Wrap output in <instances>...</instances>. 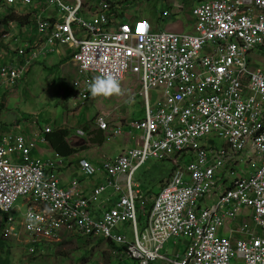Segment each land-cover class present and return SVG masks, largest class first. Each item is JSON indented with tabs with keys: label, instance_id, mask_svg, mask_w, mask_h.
<instances>
[{
	"label": "built area",
	"instance_id": "1",
	"mask_svg": "<svg viewBox=\"0 0 264 264\" xmlns=\"http://www.w3.org/2000/svg\"><path fill=\"white\" fill-rule=\"evenodd\" d=\"M2 1L30 7L35 31L18 50L17 67L0 63V85L20 82L37 58L64 46L78 71L75 99L84 103L88 85L98 77L123 82L131 76L145 107L144 117L129 122L130 146L100 164L80 160L84 177L101 181L75 177L63 183L64 156L34 155L47 141L49 125L29 135L19 130L1 136L5 237L22 239L29 252L60 242L67 233L121 243L125 236L118 226L128 223L134 241L127 250L114 251L118 258H136L139 264L165 259L164 241L184 236L192 244L184 259L169 260L172 264H264V67L252 60V54L264 58V0L196 3L194 34L153 32L125 15L118 8L121 0ZM150 89L162 90L154 105ZM97 125L113 136L123 134L121 126L109 127L104 114ZM214 135L224 145L218 146ZM245 153L258 156L257 164L250 159L253 169L246 165L239 173ZM152 158L170 161L173 169L138 231V210L146 212L149 198L134 174ZM19 197L27 211L15 219Z\"/></svg>",
	"mask_w": 264,
	"mask_h": 264
},
{
	"label": "rangeland",
	"instance_id": "2",
	"mask_svg": "<svg viewBox=\"0 0 264 264\" xmlns=\"http://www.w3.org/2000/svg\"><path fill=\"white\" fill-rule=\"evenodd\" d=\"M205 1L207 0H126L121 2L120 8L131 19L146 21L153 32L171 31L175 33L194 34L195 18L193 13H191V8L194 4ZM166 11L169 14L168 16L164 15ZM6 15H11L10 10H5L0 7V19H3ZM43 17L48 18V15L45 14ZM83 17L87 20L89 19L88 16L83 15ZM31 25H28L24 29L16 27L12 31V34L18 36L21 41L22 35L25 36L32 33L30 30ZM6 29L8 32L11 29V25H6ZM178 29L181 31H177ZM10 39L13 38L11 37ZM11 46L13 50H16L22 44L17 41L12 42ZM66 49V47L61 48V56L53 54L49 56V59H44V56H41L38 65H35L26 74V80L14 84L17 90L15 89L11 92L8 88L12 85L0 87V103L4 105L0 109V134L8 129V123L10 124L14 120L19 121L20 118L25 116L29 118L26 122L32 124L33 119L37 115V121L41 125H45L46 123H52L53 125L57 123V125H53L55 128L58 126L65 127L70 134L72 133L70 125L73 131L77 128L82 129L85 132L82 136L85 141L79 140L78 144L80 145L77 147L80 149L98 147L99 154L94 157L96 160L101 159L104 151H107L109 155L113 154L115 156L121 151V147L125 143L122 141L123 136L126 135L125 129L122 135L113 137L108 132H99L95 119L98 113L102 112L103 106L105 108H112L117 104L116 100L117 97H120V89L118 94L95 97L91 95L90 99L85 102V108L82 113L75 115V113H79V109L77 108L78 103H75L76 100L73 99L72 83L76 74L78 75V72L71 64L66 63L68 61L67 56H65ZM253 59L261 67H264L263 57L259 58L258 54H252ZM127 82L133 86L135 80L131 76H128ZM118 85H121V83L119 82ZM133 87L136 89L134 92L136 91L137 93L132 94L129 98L128 95L130 92H128V95L118 99V103L124 105V109L129 111V117L133 119L142 118L145 116L144 97L141 93H138V87ZM161 95L162 90L160 89L149 90L152 105L156 103ZM127 97L128 99L126 100ZM88 112L90 117H92H89L90 119L86 116ZM11 115L12 119H10ZM116 121V118L112 116L108 117V125ZM212 137L218 146L224 145L225 140L223 138L215 135ZM97 138H101V141L99 142ZM102 143L103 145H101ZM112 145L113 150H107ZM84 152L88 154L89 150H84ZM250 159H252L254 165L257 164L258 156L252 153H245L240 168H237L239 173L244 171L246 165L249 169H253L254 166L247 164ZM172 169L173 165L170 161L152 158L144 162L136 171L134 174V182L138 183L142 190L150 192L149 202L152 201L154 196L153 191H158L163 184L161 181L170 176ZM75 177L82 179L83 175ZM62 179L63 181L72 180L71 176ZM14 205L15 208L21 210V213H12L11 216L18 219L20 214H24L27 211V206L22 197H19ZM200 205L203 206L204 204ZM1 220L2 216L0 215V238L4 243V245H0V260L9 257L10 264H116L109 243L97 239L78 238L76 236L69 237V239H66L59 245H47L42 250V253L29 257L28 255H24L23 246L14 238H4L2 236ZM140 229L141 225H139L138 231ZM118 230L126 234L125 236L127 238H132L133 230L129 224H120ZM185 240L184 237H170L164 243L161 252L169 258H176V255L181 258L184 255ZM126 263L136 264V261L127 259ZM150 264L167 263L156 259L150 262Z\"/></svg>",
	"mask_w": 264,
	"mask_h": 264
},
{
	"label": "clouds",
	"instance_id": "3",
	"mask_svg": "<svg viewBox=\"0 0 264 264\" xmlns=\"http://www.w3.org/2000/svg\"><path fill=\"white\" fill-rule=\"evenodd\" d=\"M124 1H126V0H121L119 3H118V8L121 10V8H120V4H121V2H124ZM0 7H2V8H4L5 10H10V12H11V14H13V15H15L16 17H27L28 19H29V21L26 23V24H22V23H20V22H18V21H9L8 23H5V24H0V36H1V39H0V44L3 46V47H5V48H3L2 47V55L0 56V63L1 64H3V65H7L8 67H10V68H14V67H17V64H18V61H19V55H18V50H20V49H23V48H25L26 47V44L28 43V42H31V40H28V42L26 41L24 44H22V46H19L16 50H13V47L11 46V43L12 42H17V41H19V42H21L22 40H23V38L25 39V38H27L28 36H31V34L34 32L33 30H34V28H35V21H34V19H33V15H32V9L30 8V7H28V8H25V9H16L15 7H13V6H9V5H6L3 1L0 3ZM193 7V6H192ZM191 10H192V8H191ZM122 11V10H121ZM123 12V11H122ZM167 12V11H166ZM125 13V12H124ZM165 13V12H164ZM191 13H193L192 11H191ZM169 15V14H168ZM168 15H166V16H168ZM6 16H9V15H6ZM5 16V17H6ZM4 17V18H5ZM3 18V19H4ZM3 19H0V20H3ZM30 22V23H29ZM143 22H145L147 25H148V27L149 28H151L150 27V25L146 22V21H143ZM30 24H32L31 25V31H32V33H30V35H22V38H21V41H20V39L18 38V36H16V35H14V34H12V31L14 30V28H16V27H18V28H22V29H24L25 27H28V25H30ZM6 25H8V26H10L11 25V29L7 32V29H6ZM7 32V33H6ZM21 34H22V32H20ZM173 33H175V32H173ZM13 38V39H10V38ZM64 46H60L59 48H58V50H59V53H56V52H54V53H52V54H50V55H53V54H57V55H60L61 56V54H62V52H61V48H63ZM67 48V47H66ZM68 52V53H67ZM67 52H66V55L65 56H67V59H68V61L66 62L67 64H71L72 65V63H71V61H70V59H71V54H70V50H69V48H67ZM50 55H48V56H46V57H43L44 59H49L48 57L50 56ZM40 58V57H39ZM39 58H37L30 66H29V68H28V71L25 73V76H24V78L21 80V81H25L26 80V74L28 73V72H30L31 70H32V68L35 66V65H38V63H39ZM61 65H63V64H61ZM73 66V65H72ZM74 67V66H73ZM75 68V67H74ZM78 72V71H77ZM75 80V79H74ZM118 83L119 82H116L114 79H112V78H110V77H98V78H96L94 81H92L89 85H88V91L91 93L90 94V97H91V95L92 96H107V95H109V94H118V92H119V85H118ZM2 86H4V85H0V87H2ZM136 87H138L139 88V86L138 85H135ZM15 87V85H12V86H10V88H8V89H10V91L12 92V91H14L15 89H17L16 87ZM137 93V92H136ZM138 93H141V91H140V88H139V90H138ZM90 97L86 100V101H88L89 99H90ZM73 99H75L74 98V93H73ZM76 101H75V103H78V109H79V113L77 114V113H75V115H79V114H81L82 113V111H83V109L85 108V102L84 103H81L79 100H77V99H75ZM3 103L1 104L0 103V109H2L3 108ZM99 115H102L101 113H98V115H97V117H96V119H95V122H96V124H97V118H98V116ZM87 117H88V119H90V118H92V117H90V114H89V112L87 113V115H86ZM90 117V118H89ZM10 119H12V115H11V118ZM106 119H107V122H108V117L106 116ZM29 120V118L28 117H22V118H20L19 119V121H16V120H14V122H11L10 124L8 123V129L4 132V133H2V134H0V137L1 136H3V135H7V134H10L11 132H14V131H19V130H21V131H23V132H25L27 135H29V134H32L33 132H36V131H40V130H42L46 125L48 126H51L52 127V131L51 132H53V131H56V130H59V129H67V128H62L61 126H59L58 128H55V126H53L54 124L55 125H57L56 123H54L53 125H52V123H46L45 125H41V124H39L38 123V121H37V115H36V117H35V119H33V121H32V124L31 123H27L26 121H28ZM113 124V125H112ZM111 125H109V127H113V126H117V125H115L114 123H112ZM123 125L124 124H122V128H123ZM20 128V129H19ZM12 129H14V130H12ZM98 129H99V127H98ZM79 130H81V131H83L82 129H80V128H77L76 129V133H75V135L76 136H83L84 134H85V132L83 131V134H80L78 131ZM99 131H101V132H108L109 134H110V132L108 131V130H102V129H99ZM50 132V133H51ZM50 133H48V134H50ZM123 133H124V130H123ZM48 134H47V141L46 142H40L38 145H37V147H36V149H35V151L41 146V145H43V144H50V142H49V140H48ZM69 136H70V133H69V135L67 136V140H68V142L71 144V141L75 138V137H71L70 139H68L69 138ZM110 136H113V135H111L110 134ZM113 137H115V136H113ZM51 146V145H50ZM53 149V148H52ZM34 151V152H35ZM53 151L54 152H59V151H56V150H54L53 149ZM33 152V153H34ZM60 153V152H59ZM62 156H64L62 153H60ZM117 155V154H116ZM54 156V155H53ZM65 157V156H64ZM114 157V156H113ZM83 158H85V157H83ZM83 158H81V159H83ZM111 158V157H110ZM86 159H88V158H86ZM104 159H106L105 157L103 158V160ZM102 160V161H103ZM102 161H100L99 163H97V162H94V163H96V164H100ZM66 167V166H65ZM62 168H64V167H62ZM60 170H61V168L59 169V172H60ZM82 174V173H81ZM83 175V174H82ZM73 178H75V177H73ZM72 178V179H73ZM90 178H92V180L93 179H97V181H101V178L98 176V177H88V178H86V177H84V175H83V178H82V180H84L86 183L88 182V183H90L89 182V179ZM169 178V177H168ZM167 178V179H168ZM166 179V180H167ZM61 180H62V177H61ZM165 180V181H166ZM165 181H164V183H165ZM69 182V181H68ZM93 182V181H92ZM163 183V184H164ZM163 184L160 186V188L158 189V191L156 192V191H153V193H154V196L159 192V190L161 189V187L163 186ZM139 185V184H138ZM140 187V186H139ZM141 188V187H140ZM144 191V190H143ZM146 194H147V196H148V198H149V193L150 192H147V191H144ZM152 192V191H151ZM154 196H153V198H154ZM152 198V199H153ZM149 205H151V207H152V201H150L149 203H148V205H147V207H146V212L145 213H143L142 211H140V210H138V219H139V223H138V227H139V225H141V229L139 230V231H141L142 230V228L144 227V225H145V223H146V218H147V215H148V212L150 211V209H151V207L149 208ZM139 213H141V214H143L144 215V217H145V220H144V223H142V221L140 220L141 219V217L139 216ZM0 215L2 216V220H1V223H2V236L4 237V238H7V237H5V235L3 234V229H4V225H5V215L4 214H2V213H0ZM125 224H128V223H125ZM130 225V224H129ZM131 226V228H132V230H134L133 229V227H132V225H130ZM137 230H138V228H137ZM118 233H121V234H123L122 232H120L119 230H118ZM124 236L126 235V234H123ZM221 235L222 236H227L225 233H221ZM71 236H76V237H78V238H87V239H97V240H102V241H105V242H107V243H109V247L111 248V253L113 254V256H114V258H115V260H116V264H127L126 263V260L128 259H130V260H135L136 261V264H139V260L138 259H136V258H131V257H126V256H119L120 258H118V257H116L115 256V252L114 251H119V252H121V251H125V250H127V246L130 244V243H133V241H134V234H133V231H132V238L131 239H129V238H127L126 236H125V242H121V243H118V242H115L112 238L111 239H106V238H103V237H100V236H83V235H80V234H78V233H71V234H64L63 235V239L60 241V242H56V243H47V244H43V245H40V246H36L35 247V249H34V251L33 252H29V251H27L26 250V247H25V245H23V242H21V240H17V239H15L18 243H20L22 246H23V253H24V255H28L29 257H32V256H35V255H39L40 253H42L43 251V249L47 246V245H59V244H62L66 239H69V237H71ZM1 237V236H0ZM170 237H174V236H170ZM170 237H168L165 241H164V243L165 242H167L168 241V239L170 238ZM178 237H184V236H178ZM234 237H240V236H234ZM186 240H185V246H184V255L180 258V257H178V255H176V258H169L167 255H165V254H163L161 251V255L162 256H164L165 257V259H163V258H160V260L161 261H164V262H166L167 264H172L169 260H176L177 262H181L183 259H184V257H185V255H186V253H187V251H188V249H189V246L192 244L191 243V241H190V239H188V238H186V237H184ZM11 239H13V238H11ZM164 243H163V245H164ZM162 249H163V246H162ZM161 249V250H162ZM157 259H159V258H157ZM156 259H153V260H150L149 262H148V264H150V262H152V261H155Z\"/></svg>",
	"mask_w": 264,
	"mask_h": 264
},
{
	"label": "crops",
	"instance_id": "4",
	"mask_svg": "<svg viewBox=\"0 0 264 264\" xmlns=\"http://www.w3.org/2000/svg\"><path fill=\"white\" fill-rule=\"evenodd\" d=\"M173 28H176V27H173ZM171 29V28H170ZM177 31H181L180 29H178ZM31 39H34L31 38V36H28L27 38H23V40L21 41L22 44H24L26 41L28 42V40H31ZM2 45L0 44V56L2 55ZM5 48V47H3ZM67 51V49H66ZM62 55V54H61ZM49 58V57H48ZM78 77V75L76 74V77L75 79ZM121 85H119V89H120V97H124L126 95H128L127 93L130 92V94L128 95V97L130 98L132 96V94L136 93V91L134 92L135 87V83L133 84V86L129 85L128 82H127V79L123 82H120ZM17 90V89H16ZM120 97H117V104L115 106H113L112 108H105L103 106L102 108V112L101 114H104L106 115L107 117H114L117 119V121L114 123L115 125H119V126H122L123 125V130L125 129L126 131V135L123 136L122 138V141H124L125 145L123 144V146L121 147V150L124 149L125 147H128L131 145V140H132V135L128 134L130 132V127H129V122L131 120H133V118L129 117V111H127L126 109H124V105H121L119 104V98ZM128 97L126 98V100L128 99ZM126 110V111H125ZM100 113V112H99ZM124 122V123H123ZM69 123V122H68ZM57 124V123H56ZM59 127V126H58ZM57 127V128H58ZM65 128V127H64ZM70 129L72 130V133L70 134L69 138L70 139L71 137H75L72 141H71V144L72 146H79L80 144L79 143V140H82V141H85V139L82 137V136H76L75 133H76V130L73 131V128H71V125H70ZM103 145V143L101 144ZM100 147V146H99ZM110 149H107V150H113V145L112 146H109ZM98 147L94 148H87V149H80L79 151L77 152H74L68 156H65V160L67 162V166L64 167V168H61L60 170V176L62 178L64 177H69L71 176V178L75 177V176H78V175H82L81 172H80V165H79V162L81 160V158L85 157V158H88L91 162H97L99 163L100 161H102L103 159L102 158H110V157H113V154H107V151H104L103 152V156L101 157V159L99 160H96L94 157L97 156V154H99L98 152ZM84 150H89V153L86 154L84 152ZM119 153V152H118ZM117 153V154H118ZM55 154V152L53 151L52 147L50 146V144H43L41 145L35 152H34V155L35 156H42V157H53V155ZM93 162V163H94ZM95 182L97 181V179H93L90 178L89 179V182ZM62 182L63 183H67L68 181H63L62 179Z\"/></svg>",
	"mask_w": 264,
	"mask_h": 264
},
{
	"label": "trees",
	"instance_id": "5",
	"mask_svg": "<svg viewBox=\"0 0 264 264\" xmlns=\"http://www.w3.org/2000/svg\"><path fill=\"white\" fill-rule=\"evenodd\" d=\"M9 21H18L22 24H26L29 19L23 18V17H16L15 15L11 14L9 16H6L3 20H0V24L8 23ZM30 23V22H29ZM100 132V131H99ZM69 135V132L67 129H59L56 131L51 132L48 134V140L50 142L51 147L62 153L64 156H68L74 152H77L80 150L79 147H75L70 145V143L67 140V136ZM98 141H101V138H97ZM166 179H163L161 183H164ZM153 191V190H152ZM151 205H149V208ZM141 221L144 223L145 217L143 214L140 213ZM0 245H4L2 239L0 238ZM0 264H10L9 257L3 260H0Z\"/></svg>",
	"mask_w": 264,
	"mask_h": 264
}]
</instances>
